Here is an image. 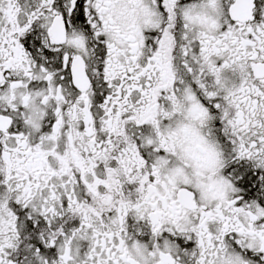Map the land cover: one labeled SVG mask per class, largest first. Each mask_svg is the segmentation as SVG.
I'll use <instances>...</instances> for the list:
<instances>
[{"label": "snow or ice", "instance_id": "1", "mask_svg": "<svg viewBox=\"0 0 264 264\" xmlns=\"http://www.w3.org/2000/svg\"><path fill=\"white\" fill-rule=\"evenodd\" d=\"M0 264H264V0H0Z\"/></svg>", "mask_w": 264, "mask_h": 264}]
</instances>
